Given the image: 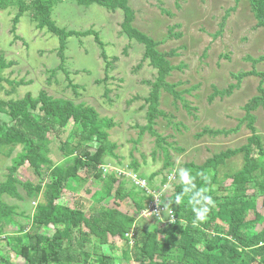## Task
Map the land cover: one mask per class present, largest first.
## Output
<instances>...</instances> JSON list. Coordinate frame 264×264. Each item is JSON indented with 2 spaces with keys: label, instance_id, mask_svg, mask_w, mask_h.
<instances>
[{
  "label": "rangeland",
  "instance_id": "rangeland-1",
  "mask_svg": "<svg viewBox=\"0 0 264 264\" xmlns=\"http://www.w3.org/2000/svg\"><path fill=\"white\" fill-rule=\"evenodd\" d=\"M125 2L133 13L131 27L158 42L156 49L166 54L169 65L174 67L165 81L174 85L175 95L162 88L159 90L157 109L162 115L156 114L151 129L147 126L149 104L144 99L149 95V83L156 78L157 70L148 59L142 61L144 45L129 39L128 30L121 28L122 5L115 1H108L102 7L96 3L86 7L74 0H62L52 7L50 20L58 28L80 33V36L71 35L65 39L62 68L67 76L62 70L51 74L60 63L57 36L46 28H36L29 11H24L12 28L17 7L0 10V58L5 65L0 70V101L20 99L26 93L36 97L44 90L53 99L70 100L93 108L99 118L113 123L106 132L108 140L116 146L113 150L116 157L104 158L107 172L127 176L132 171L128 165L137 162L135 173L147 181L150 189L168 197L179 182L178 169L184 163L200 165L214 155L247 143L251 132L244 120L243 106L259 95V83L264 89V61L253 64L250 60L264 56V28L257 26L249 0ZM112 4L117 8L110 9ZM89 29L97 32L104 44L103 50L110 63L105 79V59L93 36L86 34ZM252 70L258 74L243 75ZM229 86H232L229 93L215 92ZM251 114L253 127L264 148V109L258 106ZM70 129L71 123H68L58 135H46L48 157L53 163L65 161L62 152ZM203 129L219 133L202 134ZM152 132L162 140L158 142ZM68 145L73 147L74 142ZM21 152V145L2 148L0 183L5 180L12 160ZM242 164V153L231 155L218 166V177L222 179L239 170ZM151 175L154 176L148 181ZM15 176L20 181L37 182L36 175L26 164L17 167ZM252 176L258 177L259 170H253ZM15 187L20 199L8 195H2L1 199L16 207L13 218L24 225L26 217L23 215H31L35 205L44 200L40 195L28 197L19 184ZM115 187L97 206L95 193L102 190V183L91 178L64 190L59 202L86 215L91 209L102 206L135 217V207L127 198L121 201L113 198ZM129 187L126 184V189ZM256 209L264 217L260 198ZM166 218V213H162L161 221ZM135 224L137 233L155 232L159 241L165 239L160 231L168 226L167 223H157L153 217H140ZM15 229V226H7L5 232ZM42 234L50 235L51 232L44 230ZM92 240V237L87 238L86 246ZM106 247L107 254L117 253L123 248V242L108 237ZM9 257L16 263L20 261L12 253ZM116 263L136 264L130 256Z\"/></svg>",
  "mask_w": 264,
  "mask_h": 264
},
{
  "label": "trees",
  "instance_id": "trees-1",
  "mask_svg": "<svg viewBox=\"0 0 264 264\" xmlns=\"http://www.w3.org/2000/svg\"><path fill=\"white\" fill-rule=\"evenodd\" d=\"M60 1L62 0H0V10L17 7L12 28L19 16L24 11H29L36 28H46L57 36L60 43L57 52L60 63L51 70V74L62 70L67 76L62 68L65 39L71 35L80 36V33L65 32L50 20L52 7ZM74 1L86 7L94 3L102 7L108 1L122 5L121 28L128 30L126 35L129 39L144 45L142 61L148 59L149 64L157 70L156 78L149 83V95L144 99L149 104L147 126L151 129L156 114L162 115L157 109L159 90L162 88L175 95L172 90L174 85L165 81L174 69L169 65L167 55L156 49L158 42L131 27L133 13L126 6L125 0ZM249 3L257 26L264 28V0H249ZM114 8H117L116 4L110 6V9ZM86 34L92 35L101 49L100 55L105 59V79L110 63L103 50L104 44L97 32L89 29ZM250 60L254 64L259 60L264 61V56ZM4 66L0 58V70ZM257 74L254 70L243 73L244 76ZM260 76L263 77V74ZM260 84L257 87L259 95L243 106L244 120L251 132L247 143L238 149L214 155L200 165L193 162L183 164V168L192 170L197 188H207V194L214 201L206 220L195 223L188 195L178 205L173 203L170 208L165 206L168 201H174L182 191L180 180L168 197H162L149 186V192L135 187L128 179L125 180L124 175H116L114 171L103 172L101 166L105 165L104 158L116 157L113 154L116 146L108 140L106 132L113 123L109 119L99 118L93 108L74 104L70 100L53 99L44 90L39 91L36 97L26 93L20 99L0 101V153L2 148L9 149L15 145L23 148V152L12 160L5 180L0 183V264H117V260H125L129 256L136 264H264V217L256 209L258 198L264 208V148L261 137L253 127L254 116L251 114L258 106L264 109V89ZM231 88L229 86L228 89L215 92L223 95L229 93ZM68 123H71V129L66 135L65 151L62 152L65 161L53 163L48 157L46 135H58ZM152 133L158 142L162 140L156 133ZM201 133L217 134L219 131L203 129ZM70 141L74 142L73 147H69ZM237 153L243 154L241 168L220 179L217 174L218 166ZM24 164L36 175L35 184L16 178L17 167ZM128 166L134 172L138 169V164L134 161ZM256 169L259 170V176L253 177L252 172ZM91 178L102 183V190L95 193L97 206L116 185L113 198L117 201L127 198L134 205L136 216L121 214L115 209L102 206L91 209L86 215L79 209L60 204L64 190L71 189L73 185L84 184ZM16 184L22 186L28 197L37 198L40 195L44 200L35 205L31 215H23L26 217L24 225L16 223L13 218L16 207L1 199L2 195L20 199ZM126 184L130 186L128 189ZM215 184L217 187L214 188ZM155 194H159L157 206L170 209L173 221H170L166 211H162L167 215L165 221H161L162 213L159 216L141 215L143 210L153 206ZM140 217H153L157 223H167L168 226L160 231L165 239L159 241L155 232L137 233L135 223ZM7 226H15L16 229L11 233L5 232ZM44 230L51 234H42ZM209 233L211 236H208ZM91 237L94 240L86 246L85 240ZM108 237L120 239L123 248L117 253L107 254L105 250ZM10 253L20 261L16 263L11 260Z\"/></svg>",
  "mask_w": 264,
  "mask_h": 264
},
{
  "label": "clouds",
  "instance_id": "clouds-1",
  "mask_svg": "<svg viewBox=\"0 0 264 264\" xmlns=\"http://www.w3.org/2000/svg\"><path fill=\"white\" fill-rule=\"evenodd\" d=\"M178 175L179 180L183 185L182 191L176 195L174 201H168L165 206L170 208V205L173 203L178 205L183 201V197L185 195H188V202L192 205V211L195 216L193 222H203L207 218V214L210 211V207L214 206V201L211 195L207 194L208 189L197 188V185L195 183L196 177L192 174L191 169L183 167L179 168Z\"/></svg>",
  "mask_w": 264,
  "mask_h": 264
},
{
  "label": "built area",
  "instance_id": "built-area-1",
  "mask_svg": "<svg viewBox=\"0 0 264 264\" xmlns=\"http://www.w3.org/2000/svg\"><path fill=\"white\" fill-rule=\"evenodd\" d=\"M107 166L108 165L101 166V169L103 170V172L107 171V169H108ZM117 173L119 175L126 176L123 173H119V172H117ZM126 178L135 187L140 188V189H144V190H146V192H149V188H148L147 182L145 181V179L143 177H140L137 173H135L133 171H130V173L126 176ZM158 195L159 194H155L154 195V204H153V206H149L146 210H143L141 212V215L142 216H150V215L159 216L162 213V211H166V213H168V215H169L170 221H173L174 217H173V214H172L170 209L159 208L157 206V201L159 199Z\"/></svg>",
  "mask_w": 264,
  "mask_h": 264
}]
</instances>
